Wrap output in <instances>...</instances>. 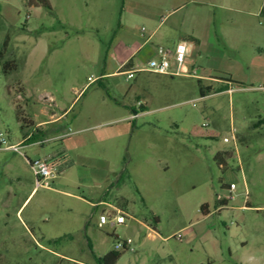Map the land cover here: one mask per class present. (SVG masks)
<instances>
[{
    "label": "rangeland",
    "instance_id": "1",
    "mask_svg": "<svg viewBox=\"0 0 264 264\" xmlns=\"http://www.w3.org/2000/svg\"><path fill=\"white\" fill-rule=\"evenodd\" d=\"M49 2L0 0V132L62 114L0 153V264H94L124 239L115 264H264V0ZM190 31L197 76L119 67ZM24 154L60 160L50 187ZM99 200L125 222L99 226Z\"/></svg>",
    "mask_w": 264,
    "mask_h": 264
},
{
    "label": "built area",
    "instance_id": "2",
    "mask_svg": "<svg viewBox=\"0 0 264 264\" xmlns=\"http://www.w3.org/2000/svg\"><path fill=\"white\" fill-rule=\"evenodd\" d=\"M189 44L185 40H179L174 48H166L160 45L156 46L155 54L151 56L144 66L133 67L122 70L126 74L127 78L134 77V74L138 71H150L157 74H186L191 76H197L196 68L189 66L188 62ZM30 137H26L22 141L9 142L6 134L0 132V149L12 150L16 153H21L20 148L25 145ZM225 141H229L227 136L224 137ZM38 143V142H36ZM34 175H35V187L46 186L50 187L51 180L57 176L60 165V160L57 158H42V159H28L27 160ZM233 184H231L232 186ZM126 220V213L119 209L114 208L109 212H101L98 217V225L101 226L105 223H124ZM132 241L125 239L117 241L114 244L115 249H127L131 247Z\"/></svg>",
    "mask_w": 264,
    "mask_h": 264
},
{
    "label": "crops",
    "instance_id": "3",
    "mask_svg": "<svg viewBox=\"0 0 264 264\" xmlns=\"http://www.w3.org/2000/svg\"><path fill=\"white\" fill-rule=\"evenodd\" d=\"M263 5V4H262ZM262 5H261V7H262ZM161 23V22H160ZM185 35H187L188 37H190V39L191 40H186L185 38H179L176 42H175V44L179 41V40H185V41H187V43L189 44V55H188V62L189 63H191L192 62V52H193V50H194V48H195V43L197 42V44H200L201 42V40H200V38H199V36L197 35V34H195V32L194 31H190V32H188V33H186ZM154 37V32H152L147 38H146V40L143 42V43H141L134 51H132L124 60H123V62H121L120 64H119V67H121L123 64H125L128 60H131V68H133V67H135L136 66V63L134 62V60H133V57H134V53L136 52V50H141L144 46H146V44L145 43H147L150 39H152ZM5 40V39H4ZM4 40H3V43H4ZM3 43H2V45H3ZM175 44H174V46H175ZM158 44H151L149 47H148V53H149V57L152 55H154L155 54V49H156V46H157ZM174 46L172 47V48H174ZM171 48V49H172ZM118 71H120V70H118ZM139 72V71H138ZM113 73V72H112ZM169 75H172V74H169ZM199 77V76H198ZM24 90V89H23ZM22 90V91H23ZM23 95H25L24 94V92H23ZM49 114V117L46 119V120H42V121H35V120H33V119H31V117H27V116H20V119L22 118V119H25L26 121H27V126L26 127H28V125H30L31 126V124L34 126V127H39V126H42L43 124H45V123H53V122H56V121H58V120H60V117H61V115H56L54 112H51V113H48ZM25 126L22 128V136L21 137H17V138H15V140H14V142H18V141H22L23 139H25L26 137H32L33 136V133H31V131H26V128H25ZM31 143H29V145H30ZM4 151H6V149H0V153L1 152H4ZM18 154H21V153H18ZM25 155V159H23V157H21L20 155H18L19 157V159L20 160H24V162H25V164H28V162H27V160L28 159H32L31 158V156H27L26 154H24ZM15 157H17V156H15ZM14 158H11V160H13ZM11 160H7V161H5L4 163H3V166H5L6 167V165H8V164H10L12 161ZM36 187L34 186L33 188H32V190H31V192L35 189ZM94 203H98V204H100V203H103V204H107L108 206H112V204H110V203H107V201H105V200H99V201H97V202H91V204H94ZM112 209H114V208H118L117 206H112L111 207ZM146 226H150V225H148L147 223H146ZM151 227V226H150ZM153 227H156V225L155 226H153ZM153 227H151V228H153Z\"/></svg>",
    "mask_w": 264,
    "mask_h": 264
},
{
    "label": "trees",
    "instance_id": "4",
    "mask_svg": "<svg viewBox=\"0 0 264 264\" xmlns=\"http://www.w3.org/2000/svg\"><path fill=\"white\" fill-rule=\"evenodd\" d=\"M25 3L28 6H43L46 7L48 9H52L51 4L49 2V0H25ZM261 13L264 14V3L261 7ZM6 47V40L4 41L2 48L0 49V59L3 58V55L5 54V48ZM123 66H126L128 68L131 67V60H128ZM3 67L5 70H8L10 68H14L15 67V63L14 61H5L3 63ZM209 89V87H207V90ZM202 94H204V90L201 89ZM24 127V124H21V128ZM192 133L197 134L199 136H203V137H209V138H216L218 136V133L213 131V130H207V129H202V127L199 126H193L192 127ZM219 155V153L217 154V156ZM228 199H220L219 203L220 204H224ZM201 210L207 214L208 213V204L204 203L201 206ZM150 219H152L153 221V226H155L158 222V217L151 215ZM60 238H57L55 240H58ZM125 240V239H124ZM121 255V251L118 249H111L108 252H106L103 255H97L95 252H92V258L94 261V264H115L117 262V260L119 259ZM64 264V263H63ZM71 264H82L79 262H73Z\"/></svg>",
    "mask_w": 264,
    "mask_h": 264
}]
</instances>
